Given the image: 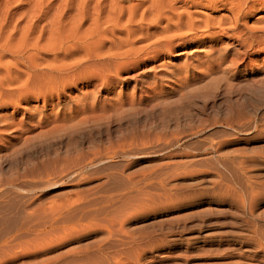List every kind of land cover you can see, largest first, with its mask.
<instances>
[{
	"label": "rangeland",
	"instance_id": "1",
	"mask_svg": "<svg viewBox=\"0 0 264 264\" xmlns=\"http://www.w3.org/2000/svg\"><path fill=\"white\" fill-rule=\"evenodd\" d=\"M116 1L0 0V52L57 39L65 56L45 61L84 62L66 88L0 104V264H264V44L243 43L264 39V7L182 0L201 39L118 70L88 56L124 31L86 36ZM162 21L131 23L133 43Z\"/></svg>",
	"mask_w": 264,
	"mask_h": 264
},
{
	"label": "bare ground",
	"instance_id": "2",
	"mask_svg": "<svg viewBox=\"0 0 264 264\" xmlns=\"http://www.w3.org/2000/svg\"><path fill=\"white\" fill-rule=\"evenodd\" d=\"M119 1H127L129 4L126 6L123 4L124 2L120 4ZM130 1L131 0H117L116 4L114 3L113 5H110L109 10H108V14H109V16H111V18H107V20L105 21V22L111 23L110 27H109V25L106 27H101V23H99L98 21L95 20V22H98V23H94V26L92 28H90L91 29L90 31L87 28V35L86 36L94 38V36L96 35L95 37H97V38H96L95 42L98 43V48L102 46V43L105 40V34L108 32L112 35V34L116 33L115 31H121V32L124 31V34L126 35V37L124 35V38L121 40L115 39L112 43L109 41L110 47L108 50L111 51L112 53H109L107 55H102V52L104 50L99 49L97 52L89 55L88 58L89 57L93 58V59L95 58L96 61L100 60V59L102 60V58H107L111 61L112 67L114 66L115 68L120 70L119 68H121V67L122 68H124V67L129 68L128 66L133 67V66H136L139 64L147 63L148 61L146 58L148 56L156 57L157 53L158 52L160 53L161 51L163 52V50L172 51L177 46L181 45V43H183V44L187 43V39H191L192 37L194 40H200L201 39V37H200L201 34L198 35L199 33L196 34L194 32L193 36H191V37L189 36L190 33H187V32H192L194 29H196L197 23L195 24L193 22H190L189 18H188L189 22L187 21V19H186L187 22H184V21L180 22L179 19L181 20V16H183L182 15L183 13L180 15L175 13V10L177 9L176 3H178L182 0H149L148 5H146L145 7H143L146 3L144 1L133 3V4H131ZM187 1H190V0H187ZM199 1L201 2V0H199ZM219 1L224 2V4H225V2H227L228 0L227 1L226 0H219ZM229 2H230V0L228 1V3ZM249 2H250V0H243V1L233 0V1H231L230 3L232 4L234 14L245 13L246 11H249L251 8H254L256 6V4H259L260 8L264 7V0H255V1L253 0V1H251V3H249ZM192 4H194V2ZM9 8L10 7L8 6L7 10ZM245 8H247V10H245ZM172 15L173 16L175 15L178 18V19L176 18L177 20H176L173 27L170 26V24H169L173 18ZM124 16L126 17L125 20H124ZM137 16H138V19H137ZM164 19L166 21H168L167 27L165 29H163L162 31L160 30L161 31L160 33L156 34L155 33L156 31L154 33H152L151 36H153V38H155L154 36H157L154 41H151V42H149L143 46H136L133 43L134 40L132 41L131 33L133 34V32L134 33L138 32L139 28L136 26L141 25V24L144 25L143 24L144 21H148L153 26V25H156L158 23L160 24L161 23L160 21H162ZM135 20L138 21V23L136 22V26L134 25ZM173 20L175 21V17ZM131 23H133V25H134V26H132L133 28L136 27V29L137 28L138 29L136 32L135 31L131 32L130 36H129V33H128L129 29H127V27L131 26ZM172 23H174V22H172ZM206 23L201 24L200 26L203 27ZM229 23H231V22H229ZM165 24H164V26H166ZM210 24H212V23H210ZM145 26L147 27L146 23H145ZM5 27H8V22L5 21V19H0V32L2 34L4 33L3 28H5ZM11 27L15 30L17 26L11 24ZM144 27H142V28L144 29ZM207 27H204L203 30H206ZM130 29H132V28L130 27ZM136 29H132V30H136ZM139 31H143V30H139ZM143 32H142L143 35L141 34L142 36H144L147 33V32L146 33H143ZM240 32H241V30H240ZM262 32H264V29H262ZM204 33L205 32H203V34ZM208 33H209V30H208ZM247 34L249 35V33H247ZM147 35H149V34H147ZM147 35H145L146 36V37H144L145 39L147 38ZM187 35L190 38H187L188 37ZM248 35H247V37H248ZM201 36H203V35H201ZM258 36H254L253 34H250L248 38H246V39L243 38V43H245L247 45V47H249L250 49H252L255 46H260L261 44H264V39H262V37H260V35H258ZM85 37H83V39H85ZM141 38H143V37H141ZM141 38L139 37V39L142 41L143 39H141ZM241 38H242V36H241ZM202 40H203V38H202ZM58 41H57V39H55L53 42H51L45 46H39L38 41H35L34 43L29 44V45L25 44L23 47H21V45H19L17 47V51H19V52H16V53L0 52V58L5 57V56H3V54L6 55V53L9 54L10 57H12V61H6V62L5 61L2 62V60L0 61V69L5 70V76L0 78V102H1L0 104H3L6 100V98H8V97H11V98L14 97L20 101V99L26 97V95L28 93H30V92L34 93L30 90V88L32 86H36L34 84H35V81H37V80L38 81L43 80V82H45L47 84V87L49 86V88L47 89V92L51 91L52 90L51 88L53 87L52 84L49 85L52 82L50 79L60 80L59 81L60 83L58 81L54 80L55 82H58L59 84H61L58 87L60 90L66 88V86L70 84V81H72L70 79V77L72 78V76L68 75L69 72L71 71L70 73H72V71H75V68H77L78 66L80 67L84 62L76 61L75 63H68V65H67V63L66 64L65 63L64 64L63 63H56L55 59H57V57H59L58 56L59 54L63 53V55L65 56L63 50H61V47L63 46L62 45L63 41H60V40H58ZM190 42L192 43V41H189V43ZM112 48H114L113 51H112ZM155 48H158V49H155ZM27 49L32 50V53H29L26 55ZM149 49H151L153 51H151V50L148 51ZM92 50H94V48ZM101 50H102V52H101ZM46 51H51L55 55V59L53 58L49 62L45 61V59H43V56H45V54H47ZM106 51L107 50H105V52ZM150 52H154V54L148 55V54H151ZM90 58H89V60H90ZM43 60H44V63H43ZM109 60H107V62ZM94 63H97V62H94ZM105 63L103 62V64H105ZM19 66L20 67L23 66L26 69V71L22 72L19 69ZM106 66H108L107 69L109 68L108 70L110 71V68H112V67H109L110 65H107V64H106ZM13 73H16L17 75L13 76L12 75ZM24 75H25V78L22 79V77ZM35 78H36V80H35ZM20 79H21V82H19V87L1 88V86L3 85L4 82L11 85L13 83V81L18 82ZM39 83H41V82H39ZM40 85H42V84H40ZM55 85H58V84L56 83ZM43 86H46V85L43 84ZM54 88H56V87L54 86ZM58 88H56V89H58ZM38 89H39V86H38ZM44 89H46V88H44ZM11 90H15L16 92H11ZM35 91H36V89H35ZM47 92H42L41 96L44 95V97H45L46 94H43V93H47ZM48 94H49V92H48ZM8 99H10V98H8Z\"/></svg>",
	"mask_w": 264,
	"mask_h": 264
}]
</instances>
